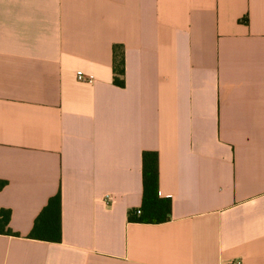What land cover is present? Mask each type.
Listing matches in <instances>:
<instances>
[{
  "label": "crops",
  "instance_id": "1",
  "mask_svg": "<svg viewBox=\"0 0 264 264\" xmlns=\"http://www.w3.org/2000/svg\"><path fill=\"white\" fill-rule=\"evenodd\" d=\"M147 150L164 222L129 218ZM0 180V264H264V0H0Z\"/></svg>",
  "mask_w": 264,
  "mask_h": 264
},
{
  "label": "trees",
  "instance_id": "2",
  "mask_svg": "<svg viewBox=\"0 0 264 264\" xmlns=\"http://www.w3.org/2000/svg\"><path fill=\"white\" fill-rule=\"evenodd\" d=\"M113 66L115 84L125 86V52L123 46L113 47ZM6 181L0 180V189ZM172 203L169 197L159 193V153L147 150L143 153V200L141 214L137 210L129 212V218L140 222H164L170 219ZM10 209L0 211V233L18 235L9 227ZM31 238L59 242L62 239V195L52 196L37 216L29 234Z\"/></svg>",
  "mask_w": 264,
  "mask_h": 264
},
{
  "label": "built area",
  "instance_id": "3",
  "mask_svg": "<svg viewBox=\"0 0 264 264\" xmlns=\"http://www.w3.org/2000/svg\"><path fill=\"white\" fill-rule=\"evenodd\" d=\"M76 75L79 80L92 83L94 81V77L92 75L86 74L82 70H78ZM138 213H141V209L137 210ZM233 264H239L238 262H233Z\"/></svg>",
  "mask_w": 264,
  "mask_h": 264
}]
</instances>
